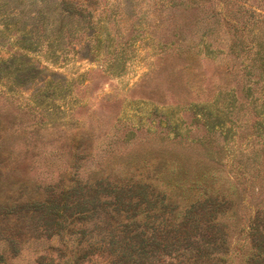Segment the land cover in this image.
<instances>
[{
	"label": "rangeland",
	"instance_id": "rangeland-1",
	"mask_svg": "<svg viewBox=\"0 0 264 264\" xmlns=\"http://www.w3.org/2000/svg\"><path fill=\"white\" fill-rule=\"evenodd\" d=\"M142 232L148 264H264V0H0V264Z\"/></svg>",
	"mask_w": 264,
	"mask_h": 264
},
{
	"label": "trees",
	"instance_id": "trees-1",
	"mask_svg": "<svg viewBox=\"0 0 264 264\" xmlns=\"http://www.w3.org/2000/svg\"><path fill=\"white\" fill-rule=\"evenodd\" d=\"M146 197V196H145ZM144 197V199H142V200H140L141 202H139V203H137V205L139 204L140 206H142L144 203V201L143 200H145L146 198ZM159 198H160V200H162V201H159V202H157L156 203V205H155V207L156 206H159L161 209H160V211H162V209H163V213H164V216H167V215H169L170 214V217L169 218H167L168 219V221H166V223H164V229L162 228V229H160V230H162L161 231V234L160 233H158V236H161V237H163L164 236V241H167V239H172V240H174L173 242H171V243H176V244H179L180 242H182L183 241V238L182 237H180V234H179V232H181V231H183V228H185L184 226H190L189 225V223H191V220L189 219L190 217L188 216V215H185L184 217H183V219L181 220L182 221V223H180L181 221H179V224H176V223H174L173 222V219L174 218H172L173 216V210H171L170 209V207H169V204H167V202H166V197L165 196H161V195H159ZM161 203H162V205H161ZM138 205V206H139ZM125 206V205H124ZM170 209V210H169ZM171 211V212H170ZM186 220V221H185ZM148 232H150V231H148ZM148 232H142V233H140V234H137L136 236H135V239H130L131 240V242H138L139 241V243H140V247L138 248V250L134 253V255L132 254V253H130V256L129 257H127V260L126 261H124V264H148V262L151 260L150 259V257H151V253H153L152 251H154V250H156V248H154V249H149V247H150V245H151V243H150V241L151 240H148V239H154V241L155 242H153L154 244H157L156 243V235L154 234L152 237H151V235L149 236V235H147V233ZM160 232V231H159ZM185 239H188V238H185ZM189 239H191V238H189ZM115 244V243H114ZM113 244V245H114ZM188 244H189V247L191 248L192 247V243H189L188 242ZM157 247H160L161 246V244H159V246L158 245H156ZM172 245H169V246H167V248H170ZM130 248H131V250L133 251V247L132 246H130ZM156 252V251H155ZM155 253H153V255H154ZM259 257V255L258 254H256V253H254L252 256H251V258L248 260V262H247V264H253V262L257 259ZM65 264H77L76 262H72L71 260H68L67 259V261L65 262Z\"/></svg>",
	"mask_w": 264,
	"mask_h": 264
}]
</instances>
